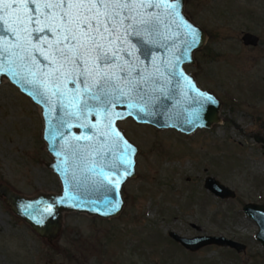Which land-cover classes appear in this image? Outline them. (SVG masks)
Masks as SVG:
<instances>
[{"label":"rangeland","instance_id":"374dc122","mask_svg":"<svg viewBox=\"0 0 264 264\" xmlns=\"http://www.w3.org/2000/svg\"><path fill=\"white\" fill-rule=\"evenodd\" d=\"M185 14L207 33L186 65L203 90L221 101L222 122L190 136L132 119L118 123L140 152L137 176L125 185L118 217L68 213L59 239L42 240L0 197V264H264L257 224L243 212L264 203V0H186ZM260 37L256 47L242 37ZM40 108L14 85H0V184L34 196L60 193L42 140ZM212 176L233 189L219 199L205 188ZM223 235L247 251L184 249L170 238Z\"/></svg>","mask_w":264,"mask_h":264},{"label":"water","instance_id":"95a60500","mask_svg":"<svg viewBox=\"0 0 264 264\" xmlns=\"http://www.w3.org/2000/svg\"><path fill=\"white\" fill-rule=\"evenodd\" d=\"M185 3L186 0H179V17L175 18V23L172 22L171 16L162 17L169 21L171 27L161 24L156 36L143 34L147 46L152 49L150 60L141 55L140 47L135 44V37H129L124 44L125 48L133 52L127 59L131 60L134 67L148 80L147 90L150 95L146 98L147 103L128 99L129 104H136L135 108L125 105L113 106L109 110L111 128L106 126L103 119L92 114L81 115L78 110H75V117L65 115L74 109L59 108L60 98L51 96L50 84L47 85L48 91L41 88L44 97L50 98L47 103L40 95L34 98L29 95L33 85L15 82L2 70L5 66H0V85L9 81L40 108L43 121L42 140L46 143L47 153L53 159L47 163V167L58 176L61 184L60 193H38L34 196L17 193L8 185L0 184V197L5 199L11 211L42 240L54 244L59 239L65 215L68 213L111 219L118 217L123 211L125 185L137 176L136 158L140 149L125 136L118 127V122L133 118L137 124L150 125L158 130L174 129L187 136L197 130L211 129L222 122V101L212 91L203 90L195 76L185 69L186 65L195 64V53L201 50L207 41L206 31L185 14ZM185 24H190L195 31L196 45L190 49H186L185 40H191L193 37L189 35L190 29L184 27ZM242 41L245 46L256 47L260 43V37L246 32ZM20 71L21 75H26ZM208 97H211V100ZM114 113L119 116L113 115ZM61 122L63 127L60 126ZM117 132L119 136L114 135ZM255 141L264 149V137L255 136ZM125 145L130 146V154L124 153ZM122 158L130 160L131 163L121 165ZM106 165H112L115 171ZM101 168L113 182L120 180L114 193L117 202L115 211L105 208L102 203L105 197L111 198L113 194L103 191L104 187L110 185L107 181L101 185ZM125 168H130V175H123ZM84 177L90 179L84 182ZM205 188L219 199H235L237 196L233 189L212 176L205 179ZM77 204L80 206H76ZM49 205L54 214L34 213L35 208H46ZM243 211L256 222L259 228L257 239L264 247V204L248 203ZM30 213L32 215H29ZM169 236L192 252L209 246L230 247L238 252L245 249L244 244L222 235L185 237L170 231Z\"/></svg>","mask_w":264,"mask_h":264},{"label":"snow or ice","instance_id":"6c2138e0","mask_svg":"<svg viewBox=\"0 0 264 264\" xmlns=\"http://www.w3.org/2000/svg\"><path fill=\"white\" fill-rule=\"evenodd\" d=\"M178 8L179 0H0V66H5L2 70L15 82L33 85L29 95L34 98L40 95L47 103L50 98L44 97V91L50 84L51 96L60 98L59 108L74 109L65 115L75 117L78 110L81 115L103 119L111 128L109 110L113 106L135 108L136 104H129L128 99L147 103L150 95L148 80L127 59L133 52L124 44L135 37L141 55L150 60L152 49L143 34L156 36L161 24L171 27L162 17L171 16L175 23ZM184 27L193 37L185 40L186 49H190L196 45L195 31L190 24ZM129 149L125 145L126 155ZM125 163L131 161L122 158L120 164ZM106 166L115 171L112 165ZM130 174V168H125L123 175ZM99 175L101 185L104 181L110 185L103 191L113 194L102 203L115 211L114 193L120 180L113 182L103 168ZM89 179L84 177V182ZM34 213L54 214L51 205L37 207Z\"/></svg>","mask_w":264,"mask_h":264},{"label":"flooded vegetation","instance_id":"af4514ba","mask_svg":"<svg viewBox=\"0 0 264 264\" xmlns=\"http://www.w3.org/2000/svg\"><path fill=\"white\" fill-rule=\"evenodd\" d=\"M259 204H264V203H259ZM258 233V232H257ZM256 239H257V235H256ZM239 242V241H238ZM240 243H242V242H240ZM258 243L261 245V243L258 241ZM242 244H244V243H242ZM245 245V249L242 251V252H246L247 251V245L246 244H244ZM262 246V245H261ZM212 247H214V246H212ZM216 247V246H215ZM263 247V246H262ZM223 249H226L227 251H234V252H237V253H240V252H238L236 249H233V248H229V247H222ZM264 248V247H263Z\"/></svg>","mask_w":264,"mask_h":264}]
</instances>
